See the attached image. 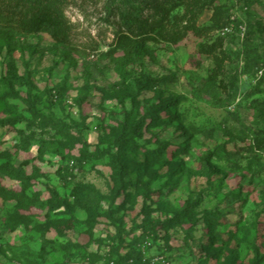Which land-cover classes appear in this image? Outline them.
Segmentation results:
<instances>
[{"label":"rangeland","instance_id":"rangeland-1","mask_svg":"<svg viewBox=\"0 0 264 264\" xmlns=\"http://www.w3.org/2000/svg\"><path fill=\"white\" fill-rule=\"evenodd\" d=\"M46 2L66 41L0 26V264H114L119 223L187 204L178 223L125 243L150 264H253L254 247L264 253V0Z\"/></svg>","mask_w":264,"mask_h":264},{"label":"trees","instance_id":"trees-1","mask_svg":"<svg viewBox=\"0 0 264 264\" xmlns=\"http://www.w3.org/2000/svg\"><path fill=\"white\" fill-rule=\"evenodd\" d=\"M146 3H153L156 0H143ZM24 3L22 0H0V26L12 28L16 31L23 33H36L39 31L47 32L51 35L55 40L64 42L67 40L64 30L65 21L62 17L58 15V13L52 8L46 0H33L31 13H26L23 9ZM122 17L128 18L126 14H122ZM131 18V20L138 23L139 19ZM191 29L197 33L201 34L204 30V27H198L192 24ZM223 37L219 40L217 45L209 44L204 46V44H200L199 47L204 52H211L218 46H222ZM132 59L137 62H141L143 58V52L140 47H136L135 50L129 53ZM215 68L211 69V74H215ZM131 75V74H130ZM135 84L138 89H142L147 85L146 81H135ZM161 104L154 105V108H160ZM129 112L125 113V120L121 124V134L125 133L129 123L128 117ZM144 119L135 122V130H139L140 126L143 124ZM122 142L120 135L117 139V148L119 144ZM259 146L261 142L258 141ZM110 154L112 157L117 158V151L110 150ZM72 164H75L74 162ZM117 168L121 170V164L116 162ZM74 166V165H73ZM117 197V196H116ZM115 198V197H114ZM190 205L187 204L185 208L179 210L176 214L171 217H167L163 220L153 219L150 217L144 218L140 224H137L133 227L126 228L123 223H119L117 227V233L114 236V248L118 252V258L114 261V264H150V260L146 259L142 256L140 249L138 248L136 243L137 241H132L130 243H125V235H131L138 230L140 233L150 232L152 229H157L159 227H170L172 224H176L179 222L180 218L186 216L189 213ZM144 241V240H143ZM120 249H126L124 253H119ZM255 257L253 258V264H257L258 261H261L264 258V253L260 249L258 245L254 247ZM159 263V262H157Z\"/></svg>","mask_w":264,"mask_h":264},{"label":"built area","instance_id":"built-area-1","mask_svg":"<svg viewBox=\"0 0 264 264\" xmlns=\"http://www.w3.org/2000/svg\"><path fill=\"white\" fill-rule=\"evenodd\" d=\"M226 30H229V28H226Z\"/></svg>","mask_w":264,"mask_h":264}]
</instances>
